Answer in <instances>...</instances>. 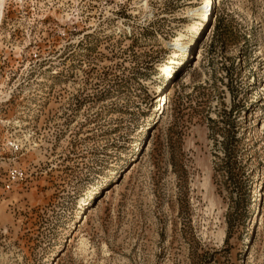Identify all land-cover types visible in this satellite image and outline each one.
I'll return each instance as SVG.
<instances>
[{
    "label": "rangeland",
    "instance_id": "374dc122",
    "mask_svg": "<svg viewBox=\"0 0 264 264\" xmlns=\"http://www.w3.org/2000/svg\"><path fill=\"white\" fill-rule=\"evenodd\" d=\"M211 1L4 0L0 264H264V0Z\"/></svg>",
    "mask_w": 264,
    "mask_h": 264
},
{
    "label": "built area",
    "instance_id": "2783aa9c",
    "mask_svg": "<svg viewBox=\"0 0 264 264\" xmlns=\"http://www.w3.org/2000/svg\"><path fill=\"white\" fill-rule=\"evenodd\" d=\"M24 179V172L21 169H12L9 171V180L8 182L10 184H14L16 182H19ZM7 185V188L9 189L11 185Z\"/></svg>",
    "mask_w": 264,
    "mask_h": 264
},
{
    "label": "bare ground",
    "instance_id": "6f19581e",
    "mask_svg": "<svg viewBox=\"0 0 264 264\" xmlns=\"http://www.w3.org/2000/svg\"><path fill=\"white\" fill-rule=\"evenodd\" d=\"M206 4H208V2H206ZM209 6L213 7V3L211 0H209ZM207 15L208 14H205V12L202 11L200 16H201L202 20H204L207 17ZM3 18H4V0H0V30H1L2 23H3ZM194 29H196V25L194 26ZM167 68L168 67H166V70H167Z\"/></svg>",
    "mask_w": 264,
    "mask_h": 264
},
{
    "label": "trees",
    "instance_id": "16d2710c",
    "mask_svg": "<svg viewBox=\"0 0 264 264\" xmlns=\"http://www.w3.org/2000/svg\"><path fill=\"white\" fill-rule=\"evenodd\" d=\"M236 137L237 136H235L234 135V138L236 139ZM231 158H226L223 162H222V169L224 170V169H227V170H229L230 169V167H231Z\"/></svg>",
    "mask_w": 264,
    "mask_h": 264
}]
</instances>
